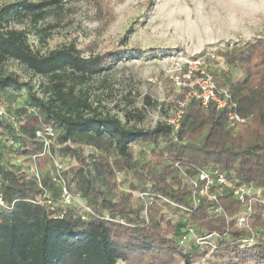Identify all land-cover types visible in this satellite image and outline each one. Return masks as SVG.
Segmentation results:
<instances>
[{
  "label": "trees",
  "instance_id": "1",
  "mask_svg": "<svg viewBox=\"0 0 264 264\" xmlns=\"http://www.w3.org/2000/svg\"><path fill=\"white\" fill-rule=\"evenodd\" d=\"M65 4L18 0L0 6V65L13 59L47 79L39 96L29 81L13 73L0 75V101L11 90L26 92L23 106L7 110V117L17 121L0 123V264H193L209 251L217 256L209 264H264L261 203H252L248 227L239 226L238 200L215 185L210 190L217 201L201 197L194 205L190 182L199 169L217 168L237 184L256 185L264 198V40L217 51L241 71L215 79L230 95L227 107L247 118L235 133L226 125V108L216 110L213 103L204 107L196 100L188 102L175 131L163 121L151 128L128 126L118 116L91 107L83 85L129 51L84 56L76 44L68 43L41 53L29 43L31 30L24 24L45 36L53 25L39 23L58 20ZM14 112L35 121L20 122ZM125 116L132 117L128 112ZM46 127L55 132L47 135V148L36 134ZM5 141L9 143L3 151ZM135 145L150 146L139 163ZM8 153L24 156L37 176L13 170ZM55 155L74 159L77 168L58 171ZM45 162L56 178L40 169ZM123 169L132 172L131 189L148 193L153 201L138 197L133 207L131 193L109 195L115 185L110 177ZM63 185L78 193L90 211L60 203ZM161 204L174 206L183 221L167 218ZM217 205L224 214L211 212ZM187 228L197 229L200 236L215 233V248L205 243L187 250L184 246L193 236L179 243ZM251 231L254 242L244 244Z\"/></svg>",
  "mask_w": 264,
  "mask_h": 264
},
{
  "label": "rangeland",
  "instance_id": "2",
  "mask_svg": "<svg viewBox=\"0 0 264 264\" xmlns=\"http://www.w3.org/2000/svg\"><path fill=\"white\" fill-rule=\"evenodd\" d=\"M14 1L18 0H0V6ZM64 1L65 9L58 20L47 18L39 23L41 27L53 25L45 36L34 33L31 25L24 24L31 30L28 33L29 43L41 53L68 43L76 44L84 56L129 51V55L114 60L107 69L83 85L90 97L91 107L103 115L118 116L128 126L151 128L159 121L168 123L174 117L178 102L185 98L188 91L187 87L177 85L176 79L185 83L191 79L184 76L189 69L187 61L203 59L215 79L223 75L238 76L241 73L239 67L225 63L217 51L236 44L264 40V0ZM9 73L17 75L20 81H29L33 91L43 95L42 85L47 82L45 77L34 75L13 59L0 65V75ZM11 93V96H2L0 110L7 112L10 108L13 111L24 105V89L11 90ZM14 95L17 97L12 101ZM126 112L132 117L128 119ZM14 114L20 122L30 124L35 121L25 114ZM7 116H0V123L14 124L17 121ZM4 143L2 150L6 151L9 142ZM149 148V145L134 146L137 163L142 161L144 151ZM7 155L13 170L38 173L34 164L24 156ZM54 160L55 165H61L58 171H74L78 166L69 157L55 155ZM40 169L49 170L50 176L56 178L49 162L43 163ZM110 178L115 184L109 192L111 197L131 193L133 207L138 204V197L147 203L154 200L152 196L131 189V171L115 170ZM98 186L102 189L106 187L101 182ZM73 194L72 203L85 206L83 198L76 192ZM160 211L172 221L181 223L184 219L183 214L172 205L161 204ZM189 235L200 236L194 228ZM197 245L200 244L192 239L187 240L184 247L189 250ZM215 259L216 254L209 251L193 264H209ZM118 264L123 263L118 261Z\"/></svg>",
  "mask_w": 264,
  "mask_h": 264
},
{
  "label": "built area",
  "instance_id": "3",
  "mask_svg": "<svg viewBox=\"0 0 264 264\" xmlns=\"http://www.w3.org/2000/svg\"><path fill=\"white\" fill-rule=\"evenodd\" d=\"M187 63L189 64V69L184 74V76L187 79H191L188 80V83H185V81L183 80L176 79V84L187 87L188 91L185 98L182 101L178 102V107L176 109L174 117L168 121L173 130H177L179 126V120L184 111V107L190 100L199 101L204 107H207L210 103H213L216 110H222L226 108V125L231 130L236 129L240 124L246 123V117L240 115L234 108L227 107L230 95L226 89L217 87L215 77L208 69V63L201 58L189 60L187 61ZM6 115H8L6 111L0 110V116ZM36 134L44 139V145L45 148H47L49 144V138L47 137V135L53 136L55 132L52 128L46 127L44 132L37 130ZM56 166L57 169L58 167H61V165H58V163H56ZM33 174L37 176V173ZM181 174H183V172H181ZM190 182L194 186L192 195V201L194 205L199 202L201 197H206L209 201L212 202L217 201L215 192H212L210 190L212 186L217 185L218 190L228 192L231 197L241 203V210L236 215L237 224L239 226L248 227V219L252 213V203L254 201H259L261 203L262 216L264 218V198L261 195L262 191L254 184H237L217 168L199 169L195 176L190 179ZM199 182L203 183L199 184ZM142 195L150 196L148 193H143ZM73 199L74 194L69 189H67L66 186L63 185L59 202L63 205H68L72 203ZM41 202H46L51 206L53 205V202L51 200H43ZM0 204H3V200L1 197ZM82 208L90 211V209L86 205L82 206ZM211 212L214 215L224 214L222 207L218 205L211 207ZM189 232H193V228H187L186 234H184L179 241L181 245L184 244V241L188 237ZM215 237L216 234L211 233L204 236H194L193 238L197 244L202 245L208 243L209 245H211V249H214L215 246L213 238ZM255 237V233L251 231V234L243 239V243L251 245L254 242ZM211 239L212 241H209Z\"/></svg>",
  "mask_w": 264,
  "mask_h": 264
}]
</instances>
